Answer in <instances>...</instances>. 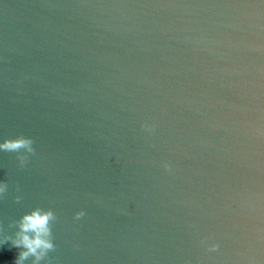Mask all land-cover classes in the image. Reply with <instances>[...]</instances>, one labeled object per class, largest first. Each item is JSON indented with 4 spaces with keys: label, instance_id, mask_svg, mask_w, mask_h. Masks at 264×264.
I'll return each instance as SVG.
<instances>
[{
    "label": "water",
    "instance_id": "obj_1",
    "mask_svg": "<svg viewBox=\"0 0 264 264\" xmlns=\"http://www.w3.org/2000/svg\"><path fill=\"white\" fill-rule=\"evenodd\" d=\"M223 2L0 0V142H33L0 150V227L52 210L56 247L40 264H239L264 209L226 205L242 185L264 196V160L240 168L241 138L206 126L231 120L207 104L234 93L198 40L220 38L216 18L180 7ZM233 220L239 243L225 237Z\"/></svg>",
    "mask_w": 264,
    "mask_h": 264
},
{
    "label": "clouds",
    "instance_id": "obj_2",
    "mask_svg": "<svg viewBox=\"0 0 264 264\" xmlns=\"http://www.w3.org/2000/svg\"><path fill=\"white\" fill-rule=\"evenodd\" d=\"M155 7L167 8L170 5ZM180 7L184 16L198 17L210 13L216 18L214 22L220 30L217 33L220 38L208 40L201 36L198 40L212 45L207 50L218 61L215 71L220 77V86L234 93L232 99L218 98L214 103L207 104L208 108L220 105L229 109L231 120L224 121L212 115L206 126L212 131H225L239 136L240 147L231 153L232 159L242 169L254 166L259 169L264 160V0H224L218 4ZM142 127L149 125L145 123ZM32 143L31 138L18 136L0 142V150L16 151L23 148L31 152ZM201 143H204L203 139ZM164 167L168 171L172 170L170 163H165ZM244 188L242 185L241 188L230 189L234 195L229 197L230 203L226 207L237 214L246 205L250 213L264 209V196L260 193L245 195ZM6 190L7 182L0 180V196ZM76 215L79 218L83 212ZM54 219L52 210L34 208L13 222L17 229L14 234H6L0 227V254L12 252V258L0 260V264H25L30 257L31 264H40L56 247L51 230ZM238 230L239 224L233 220L225 237L239 243L236 235ZM220 247L219 241L208 244L212 252L218 251ZM239 257V264H264V226L249 228L244 235Z\"/></svg>",
    "mask_w": 264,
    "mask_h": 264
}]
</instances>
